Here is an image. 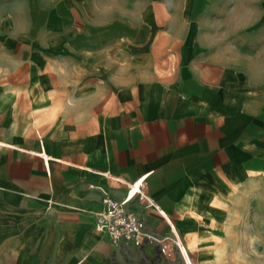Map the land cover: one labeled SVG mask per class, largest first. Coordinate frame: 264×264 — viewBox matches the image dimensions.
Returning a JSON list of instances; mask_svg holds the SVG:
<instances>
[{"label": "crops", "instance_id": "obj_1", "mask_svg": "<svg viewBox=\"0 0 264 264\" xmlns=\"http://www.w3.org/2000/svg\"><path fill=\"white\" fill-rule=\"evenodd\" d=\"M139 180L162 264L264 235V0H0V264H138L95 224Z\"/></svg>", "mask_w": 264, "mask_h": 264}, {"label": "built area", "instance_id": "obj_2", "mask_svg": "<svg viewBox=\"0 0 264 264\" xmlns=\"http://www.w3.org/2000/svg\"><path fill=\"white\" fill-rule=\"evenodd\" d=\"M141 182L139 180L129 186L127 194L120 200L108 196L102 199L104 210L95 224V231L106 235L114 250L143 252L146 248H155L163 263H166L161 241L169 239L153 234L144 218V211L159 210L152 198L144 192ZM165 222L171 233L170 238H175L170 221ZM168 244L169 257L175 258L177 250L171 243Z\"/></svg>", "mask_w": 264, "mask_h": 264}, {"label": "rangeland", "instance_id": "obj_3", "mask_svg": "<svg viewBox=\"0 0 264 264\" xmlns=\"http://www.w3.org/2000/svg\"><path fill=\"white\" fill-rule=\"evenodd\" d=\"M239 215L234 223V229H236L237 238V248L239 251L233 253H214L213 254V264H264V235L262 233L255 234V236H248L247 229L252 228L253 221L249 222L247 219V209L244 206H240ZM258 224L257 228L262 229L264 232V221L256 222ZM229 239V238H228ZM226 241V240H225ZM231 242H228V244ZM124 259L126 261L134 260L138 264H162L160 258L158 257V251L152 250L150 255L144 256H134L132 254H124ZM191 262L196 264L197 262V252L189 253ZM176 264H181L178 262Z\"/></svg>", "mask_w": 264, "mask_h": 264}, {"label": "bare ground", "instance_id": "obj_4", "mask_svg": "<svg viewBox=\"0 0 264 264\" xmlns=\"http://www.w3.org/2000/svg\"><path fill=\"white\" fill-rule=\"evenodd\" d=\"M161 244H162V246H164L163 247V255L168 257L170 254V251L168 249V243L164 240V241H161Z\"/></svg>", "mask_w": 264, "mask_h": 264}]
</instances>
